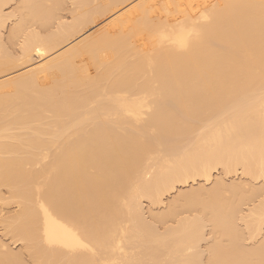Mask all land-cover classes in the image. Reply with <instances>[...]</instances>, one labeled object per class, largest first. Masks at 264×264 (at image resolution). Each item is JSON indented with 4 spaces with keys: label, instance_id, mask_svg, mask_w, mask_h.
I'll return each mask as SVG.
<instances>
[{
    "label": "bare ground",
    "instance_id": "1",
    "mask_svg": "<svg viewBox=\"0 0 264 264\" xmlns=\"http://www.w3.org/2000/svg\"><path fill=\"white\" fill-rule=\"evenodd\" d=\"M260 178L264 0H0V264H264Z\"/></svg>",
    "mask_w": 264,
    "mask_h": 264
},
{
    "label": "rangeland",
    "instance_id": "2",
    "mask_svg": "<svg viewBox=\"0 0 264 264\" xmlns=\"http://www.w3.org/2000/svg\"><path fill=\"white\" fill-rule=\"evenodd\" d=\"M193 1H197V0H193ZM130 6V5H129ZM128 7H124L121 11H119L118 13H116V14H114V15H108V17H104V18H102L98 23H97V25H95V26H93V27H91L88 31H86L85 32V37H88L90 34H93V33H96V31H99V29H102V25L103 26H105V25H107L109 22L108 21H110V19H112V18H114L117 14H119V13H121L123 10H125V9H127ZM113 16V17H112ZM110 17V18H109ZM93 32V33H92ZM83 36V34L80 36V37H78V40H80L81 38H85ZM77 39H76V41L74 40L72 43H70V44H68L67 46H65V47H63V48H61V51L62 50H64V48L66 49L67 47H69V45L71 46V45H73V44H75L77 41H78ZM75 42V43H74ZM59 52H60V50H58ZM56 52L55 54H57V53H59V52ZM54 54V55H55ZM53 56V55H52ZM51 57V56H50ZM50 57H48V58H50ZM48 58H46V59H48ZM42 58H40V59H38V58H35L34 59V61L33 62H31L32 64H30L28 67H26V68H24L23 70H26V69H28V68H31V67H33L34 65H37L38 63H41V60ZM45 59V60H46ZM44 59H43V61H45ZM39 61V62H38ZM42 61V62H43ZM37 63V64H36ZM22 69L20 70V71H18V72H16V73H13L12 75H14V74H17V73H20V72H22L23 71ZM222 174H223V171H222V168H218L217 169V171L215 170L214 171V176H213V182L212 183H214L215 182V180L219 177V176H222ZM224 175V174H223ZM232 175V176H231ZM231 175H228V176H225V178H227L226 180L227 181H237V180H240V181H242V180H247L248 178L245 176V175H243L242 173H241V171H238V173L237 174H231ZM238 178V179H237ZM259 182V183H258ZM194 184V185H193ZM203 185V182H201L200 180L198 181H196V182H189L187 185H182V184H178L176 187H175V189L174 190H172V191H170V192H167V194L165 195V197H164V199H165V203L166 204H164L163 206H159V207H155V209L156 210H162L164 207H166V205L168 204V202L171 200V199H173L176 195H178L180 192H182V191H186V190H190L191 188H194V187H197V186H200V185ZM205 184V183H204ZM209 184V185H208ZM206 183L205 185L206 186H210V184L211 183ZM255 184L256 185H262V184H264V179L263 178H260V179H258V180H256L255 181ZM212 185V184H211ZM6 187H4V186H0V191H1V194L3 193V199L5 198V200H0L1 202H0V220L3 218V217H7V216H9V215H12V214H15L17 211H18V209H20V206H19V204L16 202V201H11V202H9L8 200H7V196H9V192H8V189L6 188ZM7 191V192H6ZM180 191V192H179ZM171 196V197H170ZM5 203V204H4ZM18 205V206H17ZM144 208H145V210H148V208L150 207L149 205V202H147V201H144ZM245 207V209L248 207V205L247 206H244ZM169 223L170 224H174L175 223V220H171V221H169ZM0 227L2 228H0V239L3 241V242H5V244L6 245H8V248L10 249V250H13L14 252H21L22 254H23V256H24V258H25V260L27 261L28 260V253L26 252V249H25V244H24V242H22V241H19V240H15V238L12 236V235H10V234H7L6 233V231H5V229H4V226L2 225V223L0 222ZM264 232V231H263ZM260 237H262V236H260ZM260 237H257V240L260 238ZM15 240V241H14ZM10 241V242H9ZM13 241V242H12ZM21 242V243H20ZM252 242H255V241H250V243H252ZM8 243V244H7ZM10 243V244H9ZM203 243V244H202ZM205 244H206V241H203V242H201V246L202 247H204L205 246ZM28 264H29V262H28Z\"/></svg>",
    "mask_w": 264,
    "mask_h": 264
},
{
    "label": "snow or ice",
    "instance_id": "3",
    "mask_svg": "<svg viewBox=\"0 0 264 264\" xmlns=\"http://www.w3.org/2000/svg\"><path fill=\"white\" fill-rule=\"evenodd\" d=\"M48 242L49 243H52L53 242L51 237H49V241Z\"/></svg>",
    "mask_w": 264,
    "mask_h": 264
}]
</instances>
